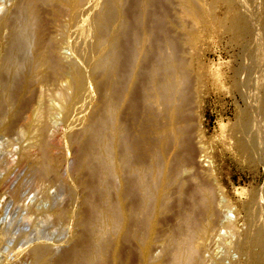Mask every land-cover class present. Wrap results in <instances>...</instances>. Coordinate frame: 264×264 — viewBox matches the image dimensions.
Segmentation results:
<instances>
[{"label": "bare ground", "instance_id": "obj_1", "mask_svg": "<svg viewBox=\"0 0 264 264\" xmlns=\"http://www.w3.org/2000/svg\"><path fill=\"white\" fill-rule=\"evenodd\" d=\"M218 4L13 0L1 11L0 129L25 144L20 163L43 179L57 177L51 153L59 147L46 130L54 124L66 129L76 169L86 179L76 180L81 196L75 198L77 188H71L68 208L46 194L43 207L24 208L20 186L13 190L11 199L26 216L38 212L41 223L58 225L68 236L58 246L38 232L31 238L3 227L0 264H20L21 256L32 264H264V190L251 201L252 236L227 241L206 237L214 194L194 187L174 196L171 190L173 184L184 186L182 151L190 142L183 105L191 101L193 81L186 51L193 52L215 27L233 40L244 39L245 58L233 72L246 105L238 121L245 144L239 143L264 168L258 129L264 120V0H230L222 18ZM36 90L47 96L50 108L10 122L8 108L19 92ZM94 96L96 116L86 115ZM47 116L50 121L39 125Z\"/></svg>", "mask_w": 264, "mask_h": 264}, {"label": "rangeland", "instance_id": "obj_2", "mask_svg": "<svg viewBox=\"0 0 264 264\" xmlns=\"http://www.w3.org/2000/svg\"><path fill=\"white\" fill-rule=\"evenodd\" d=\"M217 1L219 7L216 14L222 18L225 12L224 5L230 0ZM12 4L13 0H0V14ZM201 6L202 10L206 8L203 4ZM231 11L229 10V16L232 14ZM211 32V35L203 37L204 41L198 44L193 52L186 49L189 52L186 51L189 57L186 56L189 58V64L191 63L190 74L194 87V89L190 87L189 91L191 101L188 100L189 102L183 105L189 114L185 125L190 131V142L188 146H183V149L188 150L182 151L181 179L184 186L180 188L173 184L171 190L176 191L174 196L183 191L189 192L194 187L209 190L214 194V205L204 221L208 225L206 237L221 236L224 240L227 237V241L231 237L234 239L252 236L248 228L253 224L255 205L251 201L253 196L258 197L264 190V168L254 162L249 157V152L240 147L239 143L241 140L244 141L239 132V114L246 112V105L242 99L244 90L239 92L237 87H234L233 72L239 69L245 58L244 39L242 37L233 40L230 34L219 27H215ZM258 52L261 53V49L254 53ZM59 85L65 86L63 82ZM37 91L26 94L19 92L13 106L8 108L12 114L9 117L10 122L22 123L32 112L50 108L51 104L47 105L48 102L45 101L47 96L40 95ZM97 104L98 98L94 96L85 114L96 116ZM48 117H41L39 125L49 122ZM258 124L264 139V120ZM183 126L184 124L180 125ZM78 129L80 127L73 128L72 132ZM68 134L69 132L60 129L59 125L54 124L47 128L46 138L58 141L61 150L57 152L58 147L51 153L52 162L57 168L55 174L57 177L43 179L29 173L26 166L20 163L19 151L25 144H21L14 132L0 129V229L10 226L16 234L22 230L26 234L30 233L31 238L39 233L47 241L59 243L58 246L60 244L62 246L66 241L68 235L60 226L44 225L39 220L41 217H36L38 212L35 216H26L23 209L31 207L34 210L36 207H43L44 194L54 203L64 205V208L70 206L73 199L70 195L71 188H77L78 179L84 182L86 177L84 171L76 169L75 145H71ZM19 186L24 198V208L16 206L11 199V192ZM75 192L73 195L75 198L81 196L79 188L75 189ZM226 217L230 220V227L226 226ZM224 247L221 244L216 249L221 251ZM19 262L32 264L26 256H21ZM235 262L237 261L232 260V264L245 263L244 260Z\"/></svg>", "mask_w": 264, "mask_h": 264}]
</instances>
